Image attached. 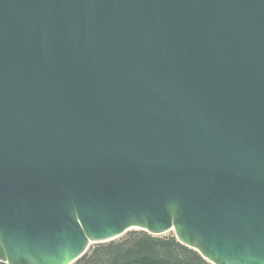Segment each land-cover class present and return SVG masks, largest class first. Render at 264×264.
I'll return each mask as SVG.
<instances>
[{
  "label": "water",
  "instance_id": "95a60500",
  "mask_svg": "<svg viewBox=\"0 0 264 264\" xmlns=\"http://www.w3.org/2000/svg\"><path fill=\"white\" fill-rule=\"evenodd\" d=\"M135 230L264 264V0H0V262Z\"/></svg>",
  "mask_w": 264,
  "mask_h": 264
},
{
  "label": "trees",
  "instance_id": "16d2710c",
  "mask_svg": "<svg viewBox=\"0 0 264 264\" xmlns=\"http://www.w3.org/2000/svg\"><path fill=\"white\" fill-rule=\"evenodd\" d=\"M0 264H4L1 263ZM74 264H210L173 234L152 236L130 231L121 238L90 246Z\"/></svg>",
  "mask_w": 264,
  "mask_h": 264
},
{
  "label": "rangeland",
  "instance_id": "374dc122",
  "mask_svg": "<svg viewBox=\"0 0 264 264\" xmlns=\"http://www.w3.org/2000/svg\"><path fill=\"white\" fill-rule=\"evenodd\" d=\"M168 234H172V233H168ZM168 234H166V235H168Z\"/></svg>",
  "mask_w": 264,
  "mask_h": 264
}]
</instances>
